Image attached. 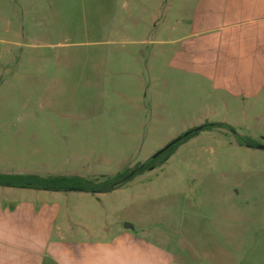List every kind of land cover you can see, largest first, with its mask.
I'll return each instance as SVG.
<instances>
[{"label":"rangeland","instance_id":"obj_1","mask_svg":"<svg viewBox=\"0 0 264 264\" xmlns=\"http://www.w3.org/2000/svg\"><path fill=\"white\" fill-rule=\"evenodd\" d=\"M174 27L176 0H0V170L102 181L205 123L264 145V92L214 100L174 72ZM250 144L201 132L111 193L60 194V223L108 235L176 208L181 236L221 219L243 233L226 262L191 264H264V150Z\"/></svg>","mask_w":264,"mask_h":264},{"label":"crops","instance_id":"obj_2","mask_svg":"<svg viewBox=\"0 0 264 264\" xmlns=\"http://www.w3.org/2000/svg\"><path fill=\"white\" fill-rule=\"evenodd\" d=\"M173 30L179 37L172 41L170 67L208 82L214 100L245 103L264 92V0H176ZM0 174L25 175L11 169ZM60 194L68 193L0 187V264H191L202 253L226 262L229 242L243 235L239 223L233 235L221 219L200 232L190 226L181 236L176 208L162 220L140 219L133 229L97 235L82 227L75 235L60 223Z\"/></svg>","mask_w":264,"mask_h":264},{"label":"trees","instance_id":"obj_3","mask_svg":"<svg viewBox=\"0 0 264 264\" xmlns=\"http://www.w3.org/2000/svg\"><path fill=\"white\" fill-rule=\"evenodd\" d=\"M228 130L233 133L244 144H250L251 140L241 138L235 132V129L226 123H205L199 127L190 129V134L183 137L180 141L170 146L161 155L156 158H150L144 163L137 164L132 169L124 170L115 176L108 177L102 181H94L81 176H41L38 174L25 175H8L0 174V187H9L16 189H29L36 191H45L53 193H88V194H107L111 193L124 184L132 180L134 177L142 175L146 171L153 170L157 165L166 162L178 149L180 145L186 141L196 137L201 132L212 130ZM187 131V132H189ZM186 133V132H185Z\"/></svg>","mask_w":264,"mask_h":264},{"label":"water","instance_id":"obj_4","mask_svg":"<svg viewBox=\"0 0 264 264\" xmlns=\"http://www.w3.org/2000/svg\"><path fill=\"white\" fill-rule=\"evenodd\" d=\"M189 134H190V131L184 133L183 137H187ZM181 139H182V137H178V138L174 139L173 141L168 143L165 147H163L161 150L156 152L152 158H156L157 156L161 155L165 150H167L170 146H172L173 144L177 143ZM248 147L253 148V149L264 150V145H261V144H250ZM124 227L127 228V229H133L134 228L133 225L129 224V223L125 224Z\"/></svg>","mask_w":264,"mask_h":264}]
</instances>
